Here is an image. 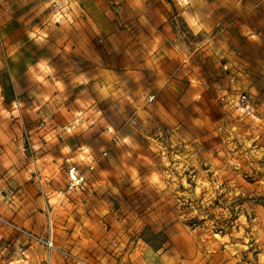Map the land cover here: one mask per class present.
Listing matches in <instances>:
<instances>
[{
	"label": "rangeland",
	"instance_id": "rangeland-1",
	"mask_svg": "<svg viewBox=\"0 0 264 264\" xmlns=\"http://www.w3.org/2000/svg\"><path fill=\"white\" fill-rule=\"evenodd\" d=\"M0 264H264V0H0Z\"/></svg>",
	"mask_w": 264,
	"mask_h": 264
},
{
	"label": "built area",
	"instance_id": "built-area-1",
	"mask_svg": "<svg viewBox=\"0 0 264 264\" xmlns=\"http://www.w3.org/2000/svg\"><path fill=\"white\" fill-rule=\"evenodd\" d=\"M229 104L238 109L244 116H253V108L249 101L248 95L245 92H240L236 98L229 102ZM85 189V177L79 172L76 166H70L67 170V191L73 193L82 192Z\"/></svg>",
	"mask_w": 264,
	"mask_h": 264
},
{
	"label": "snow or ice",
	"instance_id": "snow-or-ice-1",
	"mask_svg": "<svg viewBox=\"0 0 264 264\" xmlns=\"http://www.w3.org/2000/svg\"><path fill=\"white\" fill-rule=\"evenodd\" d=\"M184 2H187V0H184Z\"/></svg>",
	"mask_w": 264,
	"mask_h": 264
}]
</instances>
